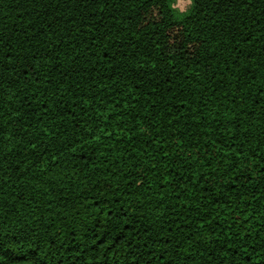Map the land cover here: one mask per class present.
Here are the masks:
<instances>
[{
	"label": "trees",
	"instance_id": "16d2710c",
	"mask_svg": "<svg viewBox=\"0 0 264 264\" xmlns=\"http://www.w3.org/2000/svg\"><path fill=\"white\" fill-rule=\"evenodd\" d=\"M0 0V264H264V0Z\"/></svg>",
	"mask_w": 264,
	"mask_h": 264
},
{
	"label": "rangeland",
	"instance_id": "374dc122",
	"mask_svg": "<svg viewBox=\"0 0 264 264\" xmlns=\"http://www.w3.org/2000/svg\"><path fill=\"white\" fill-rule=\"evenodd\" d=\"M171 7L179 15L185 13L190 7L191 0H172Z\"/></svg>",
	"mask_w": 264,
	"mask_h": 264
}]
</instances>
